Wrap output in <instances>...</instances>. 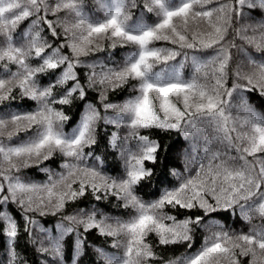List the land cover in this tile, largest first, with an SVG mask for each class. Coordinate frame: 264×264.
Returning a JSON list of instances; mask_svg holds the SVG:
<instances>
[{
	"label": "snow or ice",
	"instance_id": "1",
	"mask_svg": "<svg viewBox=\"0 0 264 264\" xmlns=\"http://www.w3.org/2000/svg\"><path fill=\"white\" fill-rule=\"evenodd\" d=\"M95 4L99 17L85 11L84 0H0V237L6 240L7 264H24L16 250L21 232L39 245L37 251L50 253L54 264H64L65 237L74 234L70 259L76 264L92 230L111 237V247L119 250L109 255L96 249L107 264H264V114L244 95L264 97V55L248 51L264 53V19L241 22L256 21L257 11L264 14V0ZM61 12L65 17L57 16ZM29 19L28 31L18 32ZM45 28L51 40L43 35ZM106 48L127 51L113 66L86 59ZM234 49L249 70L232 66ZM82 68L88 71L81 74ZM125 86L130 94L109 102L108 93ZM89 91L98 93V105L87 101ZM18 97L34 102V108L13 110ZM77 100L87 102L74 121L64 106ZM101 122L122 130L110 133L105 147L112 152L103 156L94 155ZM150 130L177 132L194 142L184 172H172L178 183L144 199L138 189L154 174L146 162L158 165L162 150ZM22 132L31 135L17 139ZM200 140L203 156L196 155ZM117 150L123 172L109 175L104 165ZM57 155L61 171L40 167ZM90 158L96 163L89 164ZM32 167L47 179H23L22 170ZM89 193L95 201L114 197L126 218L95 206L78 208L49 231L29 215L55 217ZM9 205L20 209L22 225ZM220 213L250 227L237 231L217 218ZM201 231L202 242L195 246ZM152 234L156 244L148 240ZM173 245H186V251L166 258L155 250Z\"/></svg>",
	"mask_w": 264,
	"mask_h": 264
},
{
	"label": "trees",
	"instance_id": "2",
	"mask_svg": "<svg viewBox=\"0 0 264 264\" xmlns=\"http://www.w3.org/2000/svg\"><path fill=\"white\" fill-rule=\"evenodd\" d=\"M50 4H54L55 0H49ZM85 5V11L88 12L90 15H95L99 17L101 14L96 11V4L95 0H84ZM134 18L135 15L138 13V9H133ZM65 13L61 12L58 13L57 16L63 18L65 17ZM256 17V21H249L247 19L241 21L242 23H255L258 22L261 19H264V14H261L259 11L254 13ZM49 19L55 20L56 17L49 16ZM151 19H154L152 17ZM146 20H149L150 18L146 16ZM31 27V20H25L21 23V25L18 28V32H26ZM45 37H47L49 40L52 38L48 34L46 28L43 33ZM107 44V42H105ZM239 43V42H238ZM156 46L159 47H166L170 45H166L164 42H158ZM247 48V45H245ZM127 49H121L117 48L115 50L106 48L103 52H97L95 55L90 56L86 58L89 61L95 60L99 61L101 63H104L108 66H113L119 61L122 60L123 56L125 55ZM248 51L254 55L256 58H260L264 53H258L255 52L254 49H248ZM179 59V58H178ZM236 63H240L241 67L245 70H249V66L247 65L246 59L243 58L242 54L237 53L236 50H233V67ZM99 70V69H97ZM78 71L83 74L84 72L88 71L86 68L79 69ZM186 72L189 71V69H185ZM41 79H44L43 77ZM130 94V89L128 86H125L122 89H117L114 92H109V102L113 103H119L121 102L126 96ZM245 96L248 97L249 103L256 109L257 112L264 114V97H260L258 93L252 92V93H245ZM235 96V94H234ZM98 93L89 91L87 96V101H91L94 104L98 105ZM85 102L81 101H75L71 107L64 106L66 113L73 118L74 121H78L79 116L83 113L84 108L82 105ZM13 103V110H19V111H27L31 108H34V102L26 100V99H20L17 98L16 101ZM240 100L238 97L234 98L233 100V112L235 113L238 111V108L236 107L239 105ZM15 105H20V108H16ZM107 115L112 116L114 115V112L109 111ZM71 123V122H70ZM75 124L72 123L71 127H74ZM71 127H67L66 130L70 131ZM113 131H122L116 129L113 125H105L103 122H101L98 125V134L97 139L99 141V147L97 150L94 151V155H101L103 156L106 152H112L111 148L105 147V142L107 141L109 135ZM145 131V130H141ZM153 138L157 139L161 145L162 150L159 153L160 161L159 164L156 166H153L151 164H147L146 166L152 167L154 169V174L151 178L145 180L142 182V184L147 185V187H143L141 189H138L139 195H141L144 199H154L155 193L157 190H162L164 187H171L178 183V180L175 176L172 175V172L175 170L177 172H184L185 165L188 161L191 160L192 152H191V145L194 142L193 138L190 137L189 139H184L183 136L180 133L177 132H162L160 130H150ZM28 135H31V133H21L20 138H24ZM13 142H16L14 140ZM198 145L200 146V151L196 153L197 156H203L202 146L203 141H197ZM86 151H88L86 149ZM235 153H233L234 155ZM62 158L59 157V155L55 156L52 161L44 162V164L40 165V167L47 166L49 168H52L54 171L59 172L61 169L58 167V163L56 161L61 160ZM89 164L96 163L91 158L88 160ZM190 166V165H189ZM104 170L109 175H118L123 172V160L119 156V150L116 151L115 156L108 155L107 161L104 165ZM23 179L27 181H32L36 183H42L47 179V175L39 170L37 167L27 168L23 169L20 173ZM120 202L116 201L114 197H109L107 200H101V201H95L92 197L91 193L87 194L85 197L81 198L80 200L76 201L75 203H69L66 205V208L63 213L57 214V216H44L41 217L38 214H32L29 213V215H33L34 218L39 222V225L44 228L51 231L53 229V225L55 223L60 222V217L62 215H69L76 212L78 208H84L86 211H90L93 206H95L99 211L105 212L107 215L110 216H121V218H126V215H122L127 210H124L122 208L117 207V205ZM9 209L11 210V213L13 214L14 218L18 220V222L22 225L23 220L20 217V209L16 207V205H9ZM166 211H171L173 214H175V210L166 209ZM217 218L224 217L221 222H225L227 220V226L234 228L237 231L244 230L247 231L250 225L243 221H238L236 217H228V214L226 213H220L216 214ZM178 218H183L182 215ZM65 224H67V221H64ZM253 223L260 224L261 221L259 219H254ZM38 237L43 238L44 234L40 231V228L34 229ZM82 231V229H81ZM53 235L57 234L56 232H52ZM86 238V247L82 251L79 259L76 261V264H107L106 260L101 257L97 252V248H102L106 253L109 255L112 254H118L119 250L114 249L111 247L112 238L111 237H102L99 236L96 232V230H92L89 233L85 234ZM203 238V232H199L196 237V245L198 246L200 242H202ZM149 242L156 244V237L154 234L150 235L148 238ZM74 241H75V235L71 234L65 237V260L64 264H72V259L70 257H75V251H74ZM46 246V245H45ZM39 245H33L29 243L27 234L21 232V236L18 240V247L17 252L19 253L20 258L24 261V264H54V259L52 255L49 254H43L39 251H37V248ZM160 253L161 255L167 257H175L180 256L182 253L186 251V245H173V246H158L155 249ZM7 246H6V240L3 237H0V264H7Z\"/></svg>",
	"mask_w": 264,
	"mask_h": 264
}]
</instances>
